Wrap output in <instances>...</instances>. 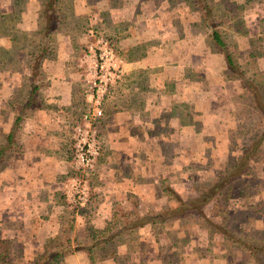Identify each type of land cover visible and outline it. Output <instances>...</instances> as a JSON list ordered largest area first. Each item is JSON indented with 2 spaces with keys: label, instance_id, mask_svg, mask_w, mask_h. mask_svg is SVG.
Instances as JSON below:
<instances>
[{
  "label": "crops",
  "instance_id": "1",
  "mask_svg": "<svg viewBox=\"0 0 264 264\" xmlns=\"http://www.w3.org/2000/svg\"><path fill=\"white\" fill-rule=\"evenodd\" d=\"M45 1L0 0V15L11 14V32L0 27V47L11 53V72L0 71V104L11 99V118L0 124V145L11 127V150L0 168L2 248L14 260L30 262L69 222L73 250L62 264H164L174 259L163 249L179 247L172 232L184 234L185 264L207 262L199 248L211 244L201 235L204 228L199 224L198 234L185 236L193 228L171 225L195 213L167 220L162 232L154 231L159 223H145L96 246L100 238L91 234V228L120 227L115 214L131 211L134 202L143 214L177 204L173 193L197 195L193 182L206 189L249 139V126L238 135L235 130L242 121L234 107L241 80L228 71L201 10L194 0H58L55 24L45 32ZM208 2L216 24L226 6L243 16L245 33L230 23L221 30L243 49L233 51L240 66L257 60L264 69V43L258 56L248 46L250 36L264 35L261 17L254 18L262 11L259 0H215L217 8ZM245 5L260 7L248 12ZM97 32L123 57L122 75L107 89L98 120L102 146L91 180L93 204L74 205L68 177L73 124L92 98L83 74ZM226 242L222 233L217 244ZM102 247L108 250L98 252ZM215 258V264L230 261Z\"/></svg>",
  "mask_w": 264,
  "mask_h": 264
},
{
  "label": "trees",
  "instance_id": "2",
  "mask_svg": "<svg viewBox=\"0 0 264 264\" xmlns=\"http://www.w3.org/2000/svg\"><path fill=\"white\" fill-rule=\"evenodd\" d=\"M194 1L201 10L203 18L206 20L209 27H211L210 36L215 45L219 47L223 53L228 71L233 72V74L241 80L243 92L237 95V97L245 96L248 104L252 107L254 119L248 127L249 139L243 145L241 153L235 163L217 171V178L209 184V188H206L197 195L190 196L188 198H181L176 193H173L172 195L177 201V204L163 207L160 210L151 209L143 214H140L139 211L136 210L137 208L134 202L131 211H118L117 214H115L118 217V221L121 222L120 227L117 226L114 230H112V225L111 227L107 226L101 230L91 228L93 238H100L97 242L93 243L92 246H96L101 241L109 240L123 231L131 230L132 228L142 226L145 223L155 224L165 222L167 220L184 217L192 213H195L197 216H202L203 209L206 208L213 200L228 199L230 195V187L233 181L243 174L252 172V161H258L264 157V70L259 67L257 60H248L247 62H250V74L247 75L245 72L246 70L241 68L235 58V53H233L236 48L235 43L234 47L231 46L227 36L221 30L222 26L230 23V26L236 32L245 33V19L243 16L237 15L236 8L226 6L224 14L221 16V20L219 22L217 21L216 24L213 10L208 2L209 0ZM57 2L58 0H46L43 3L41 14L47 22L45 32L51 30L55 24ZM231 18L232 21L230 22L229 19ZM261 21V32H264V16L261 18ZM0 27L7 28L11 32V14H8L7 12L1 13ZM1 34H3L2 28H0V35ZM7 34H9L8 31ZM9 35L11 43V33ZM263 38L264 35L262 34L256 36L255 38L251 36L249 37V49H251L250 55H259L260 50L256 42L263 40ZM0 52H8L7 47H0ZM36 62H39L38 58L36 59ZM34 89L35 86H33L31 91H34ZM7 104H9L11 108V99L7 101ZM242 108L243 106L241 109ZM10 150L11 127L5 134V143L0 145V163L3 160V156ZM231 172L233 174H231ZM71 227L72 226L68 222L60 234L49 238L44 245V250L30 262L14 260L10 256L7 248H0V264H62L61 261L63 257L73 250L70 237ZM223 234L228 240H232L231 235H228L227 233ZM253 259L261 264L258 258Z\"/></svg>",
  "mask_w": 264,
  "mask_h": 264
},
{
  "label": "rangeland",
  "instance_id": "3",
  "mask_svg": "<svg viewBox=\"0 0 264 264\" xmlns=\"http://www.w3.org/2000/svg\"><path fill=\"white\" fill-rule=\"evenodd\" d=\"M214 8H217V2L211 0ZM263 6L262 11L255 17L264 16V0H259ZM219 6V4H218ZM257 5H245V10L248 12H253V10L258 11ZM244 9V5L242 7ZM257 13V12H256ZM260 15V16H259ZM249 15L251 23L255 22V19ZM260 18V19H261ZM258 20V19H257ZM261 21H259L260 24ZM253 30L257 29L255 23H253ZM257 31V30H255ZM257 34H253L251 37H256ZM229 44L234 47L236 45L235 51L243 52V49L239 47L237 39L235 37L228 38ZM263 40L257 41L256 44L263 46ZM248 46L250 44L248 43ZM0 52V71L3 72L2 75H6L11 72V53ZM6 55V56H5ZM241 54L239 55V57ZM264 64V63H263ZM241 66L246 68L250 72V62L245 59L241 62ZM243 68V69H244ZM245 70V69H244ZM264 70V69H262ZM1 103V101H0ZM243 108L241 109V107ZM234 107L237 114V119H242V121L235 128L237 135L240 133V129L250 126L253 122L254 115L252 107L248 104L245 96L236 97L234 101ZM239 110V111H238ZM11 118V108L9 104H0V124H7L8 118ZM264 158V157H263ZM255 161L252 163V172L248 174H243L239 178L235 179L230 187V195L228 199H217L210 203L203 211L202 216L189 215L182 219L181 221H175L171 224L174 228L179 225L185 226V229L189 227L190 233H186L185 236H193L195 233L198 234L199 230L196 228L199 224L204 228L201 235L204 239L210 240L211 244L199 246L201 253L208 254L209 259L207 262L205 260H199L195 264H215L216 258L219 255H224V259L229 258L228 264H259L253 258H258L261 264H264V159ZM5 165V161L0 164V168ZM227 167V166H226ZM237 171V169H236ZM235 171V172H236ZM231 174H233L231 172ZM92 180V179H91ZM213 179L211 180V182ZM193 192H201L204 183L202 181L193 182ZM208 186L207 188H209ZM91 193V183L89 189V199L85 204L90 206L93 202L90 200ZM167 226V221L159 222L155 226L154 231L162 232ZM206 229V230H205ZM114 230V229H112ZM221 231V232H219ZM223 233H227L232 236V242L228 240L224 245H219L217 242L221 240ZM90 233V230H89ZM158 235V234H157ZM200 235V236H201ZM172 241L176 239L179 242V247L176 249H168L165 247L164 252H168L175 260H169L170 262H164V264H185L184 263V247L180 244V240L184 237V234L178 236L172 232L170 234ZM238 240V241H237ZM221 242V241H220ZM6 243L0 239V248L4 247ZM116 245L115 242H111L108 246ZM115 247V246H114ZM107 251V247H102L98 249V252ZM194 258V257H193ZM232 260V261H231ZM19 261V260H17ZM173 261V262H171ZM163 263V262H162ZM194 264V263H193Z\"/></svg>",
  "mask_w": 264,
  "mask_h": 264
},
{
  "label": "built area",
  "instance_id": "4",
  "mask_svg": "<svg viewBox=\"0 0 264 264\" xmlns=\"http://www.w3.org/2000/svg\"><path fill=\"white\" fill-rule=\"evenodd\" d=\"M96 36V43L87 46V68L83 74L92 98L73 124V173L68 177L74 205H83L89 199L90 183L102 146L98 120L103 116V100L109 86L122 75L123 57L117 53L113 41L102 32H97Z\"/></svg>",
  "mask_w": 264,
  "mask_h": 264
}]
</instances>
